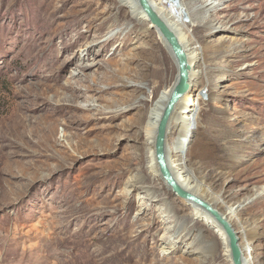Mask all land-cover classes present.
Listing matches in <instances>:
<instances>
[{
	"label": "rangeland",
	"instance_id": "374dc122",
	"mask_svg": "<svg viewBox=\"0 0 264 264\" xmlns=\"http://www.w3.org/2000/svg\"><path fill=\"white\" fill-rule=\"evenodd\" d=\"M159 1L202 62L168 162L183 135L176 176L223 216L220 194L260 191L228 221L241 245L255 232L245 264H264V0ZM136 5L0 0V264H232L207 212L157 171L149 111L177 65Z\"/></svg>",
	"mask_w": 264,
	"mask_h": 264
},
{
	"label": "water",
	"instance_id": "95a60500",
	"mask_svg": "<svg viewBox=\"0 0 264 264\" xmlns=\"http://www.w3.org/2000/svg\"><path fill=\"white\" fill-rule=\"evenodd\" d=\"M142 11L146 14L151 26L160 33L166 43L171 55L177 65V81L171 92V95L159 118L155 138H154V158L158 167L161 178L168 188L180 199H185L189 203L205 210L221 227L226 235L228 248L230 251V259L232 264H244L242 251L239 246V237L231 223L216 209L210 206L200 197L182 188L173 176L169 167L166 154V141L168 135V123L170 121L171 112L176 101L186 92L190 85L188 82L190 65L187 55L176 33L169 25L158 15L151 7L148 0H136Z\"/></svg>",
	"mask_w": 264,
	"mask_h": 264
},
{
	"label": "bare ground",
	"instance_id": "6f19581e",
	"mask_svg": "<svg viewBox=\"0 0 264 264\" xmlns=\"http://www.w3.org/2000/svg\"><path fill=\"white\" fill-rule=\"evenodd\" d=\"M136 1V0H135ZM149 1V3H150V5H151V7L158 13V15L169 25V27L171 28V18H170V14H169V12L168 11H164V10H162L161 8L162 7H160L158 4L159 3H162V1H159L158 3H157V5H158V7H157V5H154L153 4V2H152V0H148ZM137 2V1H136ZM127 4H128V2H127ZM136 14L137 15H139V16H142V17H144L145 19H147L148 20V18H147V16H146V14L142 11V9L140 8V6L139 5H136ZM175 13H177L178 15L180 14V12H175ZM170 21H168V20ZM210 22V21H209ZM208 22V23H209ZM172 30H174L175 32H176V34H177V31H176V29H174V28H171ZM157 32V34L161 37V39L163 40V38H162V36L160 35V33L158 32V31H156ZM164 41V40H163ZM182 44V43H181ZM191 48H189V49H185L184 48V50H185V52H186V55H187V59H188V63H189V65H190V71H189V78H188V82H189V85L190 86H192V85H194V83L198 80V71H197V69H200V67H202V62H201V60H200V57H198V53H195L194 51L195 50H193L192 49V51H189ZM134 80L132 79V82H133ZM176 81H177V79H176ZM176 81L174 82V84H173V86L171 87V89H170V91H169V93L168 94H166V95H162V97L160 98V99H158V101H157V104H156V106L153 108V109H151L150 111H149V116L150 117H152V120H151V123H150V127H151V135H152V137L153 138H155V132H156V127H157V124H158V121H159V118H160V116H161V114H162V111H163V109H164V107H165V105H166V103H167V101H168V99H169V97H170V95H171V92H172V90H173V88H174V86H175V84H176ZM136 87H138V86H136ZM152 90V89H151ZM158 90H159V88L158 87H155L154 89H153V91H152V93H155V94H157V92H158ZM177 102V101H176ZM176 104V103H175ZM175 104H174V106H173V108H172V112H171V117H172V114H173V110H174V107H175ZM186 104V98L184 99V104L182 105V107H181V109H183V110H185V112H189L191 109H189V108H187V105H185ZM186 106V107H185ZM187 114V113H186ZM184 115L183 117H182V120H186V119H188V117H187V115ZM171 117H170V119H171ZM181 120V121H182ZM170 122V121H169ZM168 125H169V123H168ZM185 125H186V123H183L181 126H180V129H179V135L180 134H182V133H185V131H184V127H185ZM183 135L181 136H179V138L177 139L178 141L177 142H179V145L178 146H176L175 147V145H174V147L175 148H177L178 150V152H180L179 154V157H178V159H176V163H173V165H171V163H169V167H170V169H171V171H172V173H173V176H174V178L176 179V181L178 182V184L182 187V188H184L185 190H187V191H189V192H191L192 194H194V195H196V196H198V197H200L202 200H204L205 202H207V199H205L203 196H201V195H199V189L198 188H195L196 187V185H195V187H193V186H191V184L190 183H188V187L182 182V180H180L177 176H176V172L175 171H179L180 169H182V161H178V160H180V156L183 154V144H184V140H183ZM168 140H169V138H168ZM168 140L166 141V144H167V142H168ZM166 148H167V146H166ZM170 149V148H169ZM168 152V151H167ZM170 154V153H169ZM181 162V163H180ZM155 163H156V161H155ZM174 166V167H173ZM156 167H157V164H156ZM211 170V169H210ZM157 171H158V167H157ZM158 173H159V171H158ZM213 174V173H212ZM211 177V176H210ZM212 179V178H211ZM195 180H196V182H197V184H205L204 183V181H203V179H201V178H199L198 176H196L195 177ZM212 181V180H211ZM210 184V183H209ZM166 185V184H165ZM258 191V190H257ZM259 193H260V191L259 192H256V191H253V193L248 197V198H246L245 200H243V201H240L239 203L238 202H234V203H228V202H225L224 201V199H223V197H222V194H220V196L219 197H217V199H214V202L216 203V205H218L219 206V208L218 209H223L222 211H224L223 213L226 215V216H224L227 220H228V217L229 216H234V215H237L238 214V212L241 210V209H243V208H245V206H246V204L248 203V202H246V200L247 199H249V198H251V199H254L257 195H259ZM185 200V199H184ZM187 201V200H186ZM208 203V202H207ZM235 203H238L236 206L234 205ZM210 206H211V204L210 203H208ZM198 207V206H197ZM200 209V208H199ZM202 210V209H201ZM217 210V209H216ZM203 211V210H202ZM220 212V211H219ZM203 213L208 217V218H210V219H212L213 220V222L216 224L215 226H216V230H221V236H222V238H223V241L220 243V245H221V247H222V249L224 250V255L227 257V256H229V254H230V251H229V248H228V244H227V239H226V235H225V233L223 232V230L221 229V227L219 226V224L210 216V215H208V213H205L204 211H203ZM211 221V220H210ZM212 222V221H211ZM168 226H166V228H167ZM243 229V228H242ZM242 231V230H241ZM243 232V231H242ZM255 232H253V230L252 229H244V233L241 235L242 236V245L241 244H239V246H240V249H241V251H242V257H243V254H245V253H243V252H248V250H251L252 249V240L254 239V236H255V234H254ZM209 252V251H208ZM202 254V253H201ZM230 261H231V259H230ZM244 261V260H243ZM246 262H244V264H245Z\"/></svg>",
	"mask_w": 264,
	"mask_h": 264
}]
</instances>
